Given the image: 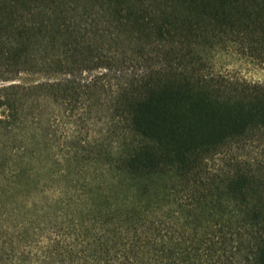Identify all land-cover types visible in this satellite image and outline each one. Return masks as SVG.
I'll use <instances>...</instances> for the list:
<instances>
[{"label":"trees","instance_id":"1","mask_svg":"<svg viewBox=\"0 0 264 264\" xmlns=\"http://www.w3.org/2000/svg\"><path fill=\"white\" fill-rule=\"evenodd\" d=\"M264 0H0V264H264Z\"/></svg>","mask_w":264,"mask_h":264},{"label":"rangeland","instance_id":"2","mask_svg":"<svg viewBox=\"0 0 264 264\" xmlns=\"http://www.w3.org/2000/svg\"><path fill=\"white\" fill-rule=\"evenodd\" d=\"M212 66L216 72L264 83V64L237 52L235 49H220L215 52Z\"/></svg>","mask_w":264,"mask_h":264}]
</instances>
